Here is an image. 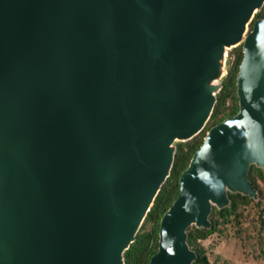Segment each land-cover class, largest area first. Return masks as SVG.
Segmentation results:
<instances>
[{"label": "water", "instance_id": "obj_1", "mask_svg": "<svg viewBox=\"0 0 264 264\" xmlns=\"http://www.w3.org/2000/svg\"><path fill=\"white\" fill-rule=\"evenodd\" d=\"M240 44L239 111L179 177L149 264H192L187 229L228 193L257 199L264 0H0V264H123Z\"/></svg>", "mask_w": 264, "mask_h": 264}, {"label": "trees", "instance_id": "obj_2", "mask_svg": "<svg viewBox=\"0 0 264 264\" xmlns=\"http://www.w3.org/2000/svg\"><path fill=\"white\" fill-rule=\"evenodd\" d=\"M261 17H263L262 11L255 15L254 20ZM252 24H250V27H252ZM233 56V62L222 81L219 92L216 94V103L206 124L207 128L205 130L207 131L223 120L235 116L239 111L236 77L243 57L241 46L234 48ZM195 138L186 142L175 143L173 163L169 177L161 186L134 241L124 251L123 264H149L151 257L157 253L160 221L164 213L177 199L179 194V177L188 167L192 156L201 146L204 137ZM247 178L257 193V199H252L239 193H228L229 205L227 207L221 210L212 207L208 217L209 228H196L192 226L187 229L186 243L196 255V260L192 264H208V258L205 254L206 249L202 243L213 234L227 230V225L230 223H233L236 227L242 226L240 219L250 217L254 210L260 211H258L256 217L252 216V220L255 219L259 223V226L264 228V174L260 168L251 165Z\"/></svg>", "mask_w": 264, "mask_h": 264}, {"label": "rangeland", "instance_id": "obj_3", "mask_svg": "<svg viewBox=\"0 0 264 264\" xmlns=\"http://www.w3.org/2000/svg\"><path fill=\"white\" fill-rule=\"evenodd\" d=\"M258 12L259 10H256L254 15ZM250 29L251 27L248 24L244 35ZM238 46H241V44ZM234 48L232 46L226 49L225 57L222 61L224 69L222 78L216 82H212V85L222 86V81L226 77L234 59ZM206 128L207 125L201 133L195 136V139L205 137L207 133ZM175 143H177V140ZM258 211L260 210H254L250 217L241 218L240 223L242 226L236 227L233 223H230L227 225V230L213 234L202 243L206 249L205 254L208 258V264H264V228H261L255 219L252 220V216L256 217L258 215Z\"/></svg>", "mask_w": 264, "mask_h": 264}]
</instances>
